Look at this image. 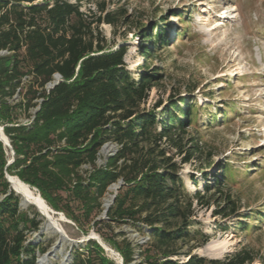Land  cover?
Returning <instances> with one entry per match:
<instances>
[{
    "label": "trees",
    "instance_id": "16d2710c",
    "mask_svg": "<svg viewBox=\"0 0 264 264\" xmlns=\"http://www.w3.org/2000/svg\"><path fill=\"white\" fill-rule=\"evenodd\" d=\"M91 18L68 0H0V125L15 153L8 166L11 151L0 141V264H38L37 254L47 252L42 245L28 243V235L39 232L43 220L37 211L32 216L21 210L22 200L12 191L7 174L37 189L54 211L64 213L84 233L92 223L104 224L95 220L102 212L101 199L121 182L107 216L111 222L133 220L149 229L155 254L147 257V264H252L255 256L247 249L224 261L192 252L185 254L184 263L173 259L181 254L179 243L200 238L201 246L209 241L189 229L194 202L204 204V197L185 191L180 165L162 145L165 140L169 149L184 152L194 107L181 99L182 108L173 102L159 116L141 113L160 77L157 69L149 73L145 65L135 79L125 63L127 47L107 50L96 32L100 24L115 25L118 19L112 13ZM155 28L156 37L148 31L142 35L143 42L151 44L141 47L146 59L169 42L166 29ZM57 74L62 80L47 91ZM26 81L24 98L16 102ZM33 108L37 110L32 116ZM20 111L31 121L19 122ZM108 143L118 150L97 166L99 152ZM189 144L184 163L200 149L196 139ZM84 165L93 167L87 178L80 173ZM240 225L246 230L245 223ZM112 245L124 264H132L131 243ZM71 264L116 263L90 240L73 250Z\"/></svg>",
    "mask_w": 264,
    "mask_h": 264
},
{
    "label": "rangeland",
    "instance_id": "374dc122",
    "mask_svg": "<svg viewBox=\"0 0 264 264\" xmlns=\"http://www.w3.org/2000/svg\"><path fill=\"white\" fill-rule=\"evenodd\" d=\"M68 1L79 4L91 19L104 18L108 13L118 19L115 25L100 24L96 32L107 50L127 47L125 63L135 79L144 72L145 65L150 66L149 73L157 69L160 77L147 102L141 105V113L155 112L159 116L173 102L182 108L181 99H188L194 107V120L188 122L183 141L184 152L169 149L165 140L162 145L167 148V156L180 165L185 191L190 195L200 192L204 197V204L194 202L195 216L189 229L208 236L209 241L201 246L200 238L181 242V254L173 259L184 263L188 260L185 254L192 252L207 260L224 261L247 249L255 256L252 264H264V0ZM156 25L166 29L169 42L154 49L153 56L146 59L141 47L151 44L143 42L142 35L148 31L156 37ZM27 81L16 102L24 98ZM36 110L31 109L29 114L33 116ZM211 116L216 117L214 122ZM18 120L27 124L31 118L20 111ZM191 138L197 140L200 149L184 163ZM117 150V145L105 144L97 166L105 165ZM8 156L12 158L10 152ZM92 170L91 165H84L80 173L87 178ZM119 186L121 182L109 187L101 199L102 212L95 220L104 224L92 223L84 233L64 213L50 207L61 215L52 214L49 222L40 214L41 228L28 235V243L42 245L46 254L54 251L48 264H63V257L71 264L73 250L84 247L88 237L99 238L116 254L120 253L113 241L127 240L135 252L132 264H147V257L155 254L149 229L141 222H111L104 216L106 201L113 205ZM20 198L22 211L32 216L34 211L39 213ZM241 222L247 225L246 230L240 228ZM46 225L51 228L39 236ZM105 254L120 264L107 250ZM37 255L39 261L44 254Z\"/></svg>",
    "mask_w": 264,
    "mask_h": 264
},
{
    "label": "bare ground",
    "instance_id": "6f19581e",
    "mask_svg": "<svg viewBox=\"0 0 264 264\" xmlns=\"http://www.w3.org/2000/svg\"><path fill=\"white\" fill-rule=\"evenodd\" d=\"M0 137H3L6 139L5 134L2 132L1 127H0ZM11 184H12V189L16 190L19 193V196L21 195L23 198V201L26 203H33L36 204L40 210L43 212V214L46 216L45 218L50 222L52 218V214H56L48 203L43 199L41 194L39 193L38 190L32 188L28 184H25L23 181H21L18 177L12 176L11 178ZM110 200L106 201L105 208L110 206ZM58 215H61L58 213ZM55 227V226H54ZM51 227L49 225H46L39 233V236L42 235L46 230L50 229ZM100 243L107 249V251L113 256V258L116 259V261H119L120 257L114 252L113 250L110 252V248L99 238H97ZM54 255V251L48 254H44L38 261V264H48L50 262L51 256ZM63 264H68V258L63 257Z\"/></svg>",
    "mask_w": 264,
    "mask_h": 264
},
{
    "label": "water",
    "instance_id": "95a60500",
    "mask_svg": "<svg viewBox=\"0 0 264 264\" xmlns=\"http://www.w3.org/2000/svg\"><path fill=\"white\" fill-rule=\"evenodd\" d=\"M1 130H2V132H3V128H1ZM3 133H4V132H3ZM0 141L4 144V146L6 147V149H9V150L11 151V156H12V158L10 159V161H9V163H8V166H10V165L14 162V155H15V153H14V151H13V149H12V146H11V144H10V140H9L7 137H6V139H4L3 137H0ZM6 178H7L8 183L10 184V187H11V189H12V184H11V178H12V176H10L9 174H7V175H6ZM121 185H122V183H121ZM120 187H121V186L117 187V191L120 189ZM12 190H13V189H12ZM13 191L15 192L16 195H19V193H18L16 190H13ZM115 199H116V195L113 196L112 204L114 203ZM28 204L31 205V206H34L44 218L46 217V216L43 214V212L40 210V208H39L36 204H33V203H28ZM21 205L23 206V204H21ZM110 206H111V205H110ZM110 206H109L108 208L105 209V211H104V216H107V213H108V211H109V209H110ZM56 215H58V213H56ZM46 220H47V219H46ZM90 240L98 241L99 245H100L102 248H104L105 250H107V249H106V248L100 243V241H99L98 239H96V238H94V237H88L87 241H90ZM72 242H73V241H72ZM73 243L80 244V243H82V242H73ZM111 251H112V250H110V252H111ZM111 253H112V252H111ZM117 255L120 257V259H119V263H120V264H124L123 259H122V257L120 256V254H117Z\"/></svg>",
    "mask_w": 264,
    "mask_h": 264
},
{
    "label": "built area",
    "instance_id": "2783aa9c",
    "mask_svg": "<svg viewBox=\"0 0 264 264\" xmlns=\"http://www.w3.org/2000/svg\"><path fill=\"white\" fill-rule=\"evenodd\" d=\"M61 80L62 79L60 75H55L53 81L46 86L47 91L52 90L56 85L60 83Z\"/></svg>",
    "mask_w": 264,
    "mask_h": 264
}]
</instances>
